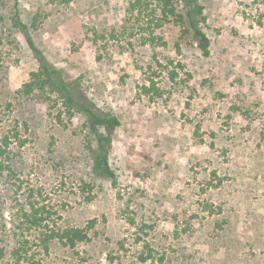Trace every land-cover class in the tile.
<instances>
[{
    "label": "rangeland",
    "instance_id": "obj_1",
    "mask_svg": "<svg viewBox=\"0 0 264 264\" xmlns=\"http://www.w3.org/2000/svg\"><path fill=\"white\" fill-rule=\"evenodd\" d=\"M142 1L0 0L7 229L33 203L50 228L97 221L74 249L32 241L37 264H264V0H199L208 56L183 0L184 22L161 27L158 2ZM29 38L119 117L116 182L93 168L85 115L56 93H19L40 67Z\"/></svg>",
    "mask_w": 264,
    "mask_h": 264
},
{
    "label": "trees",
    "instance_id": "obj_2",
    "mask_svg": "<svg viewBox=\"0 0 264 264\" xmlns=\"http://www.w3.org/2000/svg\"><path fill=\"white\" fill-rule=\"evenodd\" d=\"M158 2L157 9L161 16L162 23H158V27L164 23L174 20L175 22H184V15L178 13L177 5L174 0H156ZM188 8L187 16L190 20V27L193 30V37L197 41L199 48L204 56L210 54V38L200 26L198 18L203 17V5L199 0H183ZM136 3L142 6V0H136ZM156 9V10H157ZM154 14V13H153ZM173 18V19H172ZM186 30V29H185ZM31 48L34 50L40 67L37 71L31 73V79L27 81L19 93L23 96L30 97L36 91H44L56 93L60 99L70 110V113L80 112L87 119V126L91 133L95 136L97 148L94 151L93 168L114 182L117 175L113 170L110 162V153L113 147V138L115 130L121 125V121L117 115L110 111H105L98 107L91 99L87 98L81 90L80 79L76 78L68 80L64 77L63 71L53 65L45 56L42 50L37 48L32 39H28ZM79 91V94H78ZM7 144V143H6ZM7 151L0 145V169H4L3 161L7 158ZM0 199V264H37L33 261V254L30 252L32 241L37 239L44 252L48 253L51 244L58 241L63 246L76 248L80 243L91 241L90 231L95 227L97 221L91 220L87 226H68L64 228H50L49 218L50 212L46 206L36 207L33 203L31 209L21 208V213L13 219L14 227L11 233L7 229L8 221L2 212ZM38 227L50 228L46 231H40L39 235L34 237L32 229ZM10 236L15 240V245L10 247ZM150 248V245H147ZM152 256L151 253L147 257L142 256L143 261L148 260Z\"/></svg>",
    "mask_w": 264,
    "mask_h": 264
}]
</instances>
